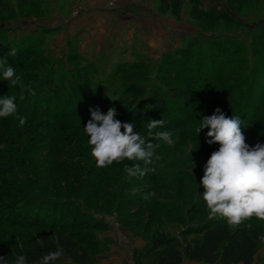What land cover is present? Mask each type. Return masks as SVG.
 <instances>
[{"label":"rangeland","instance_id":"rangeland-1","mask_svg":"<svg viewBox=\"0 0 264 264\" xmlns=\"http://www.w3.org/2000/svg\"><path fill=\"white\" fill-rule=\"evenodd\" d=\"M1 3L10 10L0 6V56L10 59L26 86L34 87L28 98L51 70L70 68L83 72L105 102L125 97L130 85L145 90L180 86L197 96L199 109L187 127L168 128L175 133V144L161 142L156 149L160 160L145 165L125 159L100 167L103 174L88 143L55 137L52 146L37 134L24 145L20 130L26 126L19 127L11 116L0 118V131L11 120L10 131L0 132V150L6 148L14 156L11 162H0V220L12 219L17 204L45 209L64 188L69 193L66 208L74 203L88 211L80 233L99 256L95 264H135L133 248L158 231L183 240L182 229L210 216L205 202L203 216L196 213L203 191L199 181L219 144L206 143L207 128L196 133L200 115L220 108L226 116H240L246 143H264V0H183L179 17L160 12L158 0ZM11 47L17 49L16 57H7ZM13 89L0 81V94ZM171 109L177 113V104ZM145 119L141 112L135 120L139 128ZM5 137L11 144L3 142ZM133 163H140L144 175L124 173L123 165ZM76 175L78 183L90 179L85 200H69L75 190L68 181L77 183ZM251 222L264 229V220L255 216L230 226ZM11 233L0 229V256L2 239ZM253 264H264V242Z\"/></svg>","mask_w":264,"mask_h":264},{"label":"trees","instance_id":"trees-1","mask_svg":"<svg viewBox=\"0 0 264 264\" xmlns=\"http://www.w3.org/2000/svg\"><path fill=\"white\" fill-rule=\"evenodd\" d=\"M182 2L183 0H158V9L160 12L169 11L173 16L179 17ZM0 6L3 11L10 10L3 3ZM25 76H28L27 73ZM28 87L34 92V87ZM36 87L35 95L33 93L30 98L29 91H25L21 98L19 88L10 93L17 96L18 112L27 117L24 124L27 130L24 133L25 128L20 130L25 134L24 145L37 134L41 137V142L50 145L57 140L55 137L87 143L88 137L83 127L90 119L89 108L97 104H102L100 110L104 113L109 107H115L114 118L122 122H135L143 112L146 118L144 126L139 128L136 124L134 129L143 134L146 133L145 125L151 118L163 119L165 124H168L163 126L165 129L187 127L199 109L197 96L190 88L180 86L166 89L155 86L145 90L143 86L130 85L124 91L125 97L105 102L95 93L83 72L76 73L70 68L62 71L51 70L38 81ZM139 95L144 99L137 101ZM176 104L178 112L174 113L171 108ZM9 123L1 127L0 132H7ZM7 140V137L3 138V142L8 143ZM7 151L6 148L0 150V162L13 161L14 156ZM97 170L104 173L100 167H97ZM76 178L77 175V182ZM89 180L85 179L81 183L68 181L74 185L72 188L75 190V195L69 200H85L89 195L86 191ZM57 192L58 195L52 197L45 209L41 206L26 208L25 205L20 208L17 204L16 210L12 211V219L0 220V229L13 231L2 239L5 245L2 256L11 259L18 253H25L32 261L47 251L62 248L63 254L56 264L97 262L99 256L95 254L91 240L80 233V228L89 215L88 211L74 203L72 208H66L64 201L69 193L64 188L55 193ZM203 202V199H199L197 216L204 214ZM181 235L183 240L165 231L156 232L142 245L133 248L134 263L181 264L188 260L201 264H253L254 255L264 242V229L259 223L251 222L247 226L232 227L218 214L209 217L205 215L196 225H187L182 229Z\"/></svg>","mask_w":264,"mask_h":264},{"label":"clouds","instance_id":"clouds-1","mask_svg":"<svg viewBox=\"0 0 264 264\" xmlns=\"http://www.w3.org/2000/svg\"><path fill=\"white\" fill-rule=\"evenodd\" d=\"M16 56L17 49L9 48L7 57ZM0 81L19 88L21 98L25 91H32L6 58H0ZM16 101L15 94H0V118L12 116L23 126L27 117L18 112ZM89 112L90 119L83 131L88 137L90 156L98 167H107L125 159L151 164L153 160L161 159L156 152L161 142L168 146L175 144V133L163 127V119L151 118L145 125L146 133L142 134L134 131L135 122H122L114 118L115 107H109L106 113L98 106L90 107ZM197 120L196 133L207 128L206 143L219 144L204 163L199 181L209 215L218 214L229 225H238L252 216L264 220V143L247 144L241 131L243 124L240 116H226L220 108L214 109L211 115L201 114ZM123 171L132 177L144 175L145 169L140 163H133L124 164ZM190 172L192 175V168ZM62 254L63 249L56 248L30 261L27 254L18 253L11 259L0 256V264H56Z\"/></svg>","mask_w":264,"mask_h":264}]
</instances>
